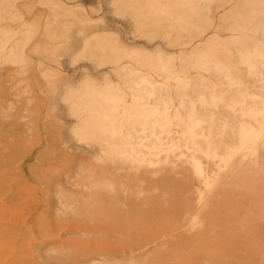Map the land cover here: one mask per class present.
<instances>
[{"label":"bare ground","instance_id":"1","mask_svg":"<svg viewBox=\"0 0 264 264\" xmlns=\"http://www.w3.org/2000/svg\"><path fill=\"white\" fill-rule=\"evenodd\" d=\"M0 174L11 264H264V0H0Z\"/></svg>","mask_w":264,"mask_h":264},{"label":"rangeland","instance_id":"2","mask_svg":"<svg viewBox=\"0 0 264 264\" xmlns=\"http://www.w3.org/2000/svg\"><path fill=\"white\" fill-rule=\"evenodd\" d=\"M9 178V174H0V264H11V260L21 259L22 256L25 258L24 247L40 237L36 222L23 223L21 214L25 210L22 206L14 212L8 209Z\"/></svg>","mask_w":264,"mask_h":264}]
</instances>
